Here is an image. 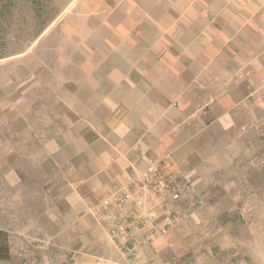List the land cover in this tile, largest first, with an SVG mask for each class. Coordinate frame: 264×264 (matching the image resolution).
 Listing matches in <instances>:
<instances>
[{"label": "crops", "instance_id": "1", "mask_svg": "<svg viewBox=\"0 0 264 264\" xmlns=\"http://www.w3.org/2000/svg\"><path fill=\"white\" fill-rule=\"evenodd\" d=\"M83 8L100 34L44 67L59 77L44 83L57 115L46 112L44 130L32 123L28 145L20 127L0 131V264H166L161 248L201 201L197 171L243 154L244 125L264 122V0H85ZM166 155L195 176L188 212L168 235L124 254L96 206Z\"/></svg>", "mask_w": 264, "mask_h": 264}, {"label": "rangeland", "instance_id": "2", "mask_svg": "<svg viewBox=\"0 0 264 264\" xmlns=\"http://www.w3.org/2000/svg\"><path fill=\"white\" fill-rule=\"evenodd\" d=\"M84 1L0 0V131L10 132L15 125L35 135L32 123L44 130L46 112L57 115L56 106L46 105L56 93L44 83L54 86L59 77L44 67H50L53 56L73 53L79 38L100 34L91 25L93 9L83 8ZM66 36L71 42L63 40ZM47 125L53 128L50 133L56 131V125ZM244 126L243 154L215 163L218 169L203 166L197 171L202 198L183 231L161 248L166 264H264V122ZM23 135L28 145L30 138ZM215 142L224 146L228 140ZM43 157L36 155L40 162ZM28 160L23 154L22 163ZM5 240L0 234L1 245ZM24 253L22 249L20 256L27 262Z\"/></svg>", "mask_w": 264, "mask_h": 264}, {"label": "built area", "instance_id": "3", "mask_svg": "<svg viewBox=\"0 0 264 264\" xmlns=\"http://www.w3.org/2000/svg\"><path fill=\"white\" fill-rule=\"evenodd\" d=\"M193 193V177L174 169L166 155L137 171L129 185L102 199L96 212L109 236L121 241L122 252L134 255L137 248L168 235L173 224L186 216Z\"/></svg>", "mask_w": 264, "mask_h": 264}]
</instances>
